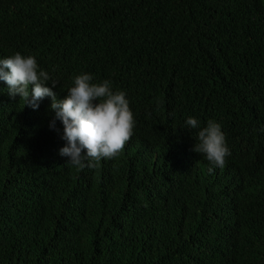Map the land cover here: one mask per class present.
I'll return each mask as SVG.
<instances>
[{
  "label": "trees",
  "instance_id": "1",
  "mask_svg": "<svg viewBox=\"0 0 264 264\" xmlns=\"http://www.w3.org/2000/svg\"><path fill=\"white\" fill-rule=\"evenodd\" d=\"M16 52L58 100L75 74L110 80L135 127L77 169L51 100L0 82V264H264V0H0V57ZM187 117L221 125L223 167Z\"/></svg>",
  "mask_w": 264,
  "mask_h": 264
},
{
  "label": "clouds",
  "instance_id": "2",
  "mask_svg": "<svg viewBox=\"0 0 264 264\" xmlns=\"http://www.w3.org/2000/svg\"><path fill=\"white\" fill-rule=\"evenodd\" d=\"M93 81L90 73L75 74L66 95L58 100L52 91L57 81L38 66L35 56L16 52L0 57V82L6 85L9 97L18 96L24 106L33 110L39 108L45 97L51 100L49 107L62 125L61 139L65 142L58 154L77 169L93 168L102 159L115 157L135 127L126 93L113 91L110 80ZM52 127L54 122L50 123ZM184 127L197 130L192 151L209 162L208 172L223 167L231 152L221 125L209 119L202 127L197 118L187 117ZM260 131L264 132V128Z\"/></svg>",
  "mask_w": 264,
  "mask_h": 264
},
{
  "label": "bare ground",
  "instance_id": "3",
  "mask_svg": "<svg viewBox=\"0 0 264 264\" xmlns=\"http://www.w3.org/2000/svg\"><path fill=\"white\" fill-rule=\"evenodd\" d=\"M99 207V206H98ZM86 212H88V211H86ZM104 220V219H103ZM108 229V228H107Z\"/></svg>",
  "mask_w": 264,
  "mask_h": 264
}]
</instances>
